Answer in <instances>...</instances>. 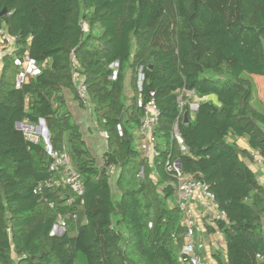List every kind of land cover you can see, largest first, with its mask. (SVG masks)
Listing matches in <instances>:
<instances>
[{
	"label": "trees",
	"instance_id": "1",
	"mask_svg": "<svg viewBox=\"0 0 264 264\" xmlns=\"http://www.w3.org/2000/svg\"><path fill=\"white\" fill-rule=\"evenodd\" d=\"M2 27L16 48L0 63V264H180L174 160L226 213L218 264H264V186L248 164L253 153L264 162L253 81L264 91V0H0ZM25 53L41 70L16 88L14 60ZM140 75L142 96L159 112L152 164L140 148ZM181 89L215 102L200 100L191 117L177 102ZM85 102L107 134L100 155L73 119ZM40 119L52 150L65 151L79 173L82 195L45 184L58 176L51 157L16 127ZM59 215L66 228L51 235Z\"/></svg>",
	"mask_w": 264,
	"mask_h": 264
},
{
	"label": "built area",
	"instance_id": "2",
	"mask_svg": "<svg viewBox=\"0 0 264 264\" xmlns=\"http://www.w3.org/2000/svg\"><path fill=\"white\" fill-rule=\"evenodd\" d=\"M15 48V38L10 36L4 27L0 28V60L5 54L12 53ZM14 63L19 67V71L15 76L14 82L16 88L25 83L29 77L39 74L41 70L37 62L27 53H25L22 57L15 58ZM112 66L113 68H116L117 64ZM141 82L142 75L138 78L139 94L136 99L137 106L142 110V116L138 129L140 136V148L144 156L152 164L154 157L157 155L155 148L156 137L154 135V127L158 121L159 112L152 98L145 100L142 96L140 89ZM81 89L84 91L82 85ZM177 93V102L180 109H183V106L188 104L190 116L192 117L198 108L199 102H193L191 100V97L196 96L194 91L181 89L178 90ZM199 100L201 99L199 98ZM21 125H25L26 127H39V123L37 125H32L22 122L20 123L21 130ZM100 133L104 139L107 138L106 133ZM173 135L178 142L180 150L184 153L187 152V146L184 144L183 139L179 134L177 123L173 126ZM25 137L26 139L34 142L41 140L44 144L45 151L51 157L49 169L58 176L56 178L49 179L45 184L68 187L77 196L82 195L84 192L83 182L79 173L73 167L67 153L65 151L52 150L49 139L48 142L46 141L44 130L42 133L43 140L38 136L30 138L25 135ZM252 162L257 165L264 166L262 157L257 153H253ZM168 170L173 177L174 187L177 193L175 201L180 212V225L184 229L179 243L176 236L172 234L176 245L177 261L180 264H213L211 250H209L208 242L205 241L204 236L209 238L214 235H219L225 240V236L220 230L218 224L219 222H228L226 213L220 208L214 198V194L202 180L188 177L182 173L179 160L172 161ZM116 171L117 169L114 165L110 164L107 166V174L110 177L114 176ZM42 186L43 184L40 183L38 185V190H40ZM67 202L70 203V199H68ZM65 228V217L59 215L57 221L51 228L50 234H62ZM224 247L226 252V240ZM257 257L260 259L262 258L260 255H257Z\"/></svg>",
	"mask_w": 264,
	"mask_h": 264
},
{
	"label": "rangeland",
	"instance_id": "3",
	"mask_svg": "<svg viewBox=\"0 0 264 264\" xmlns=\"http://www.w3.org/2000/svg\"><path fill=\"white\" fill-rule=\"evenodd\" d=\"M75 81H76V85H77L80 96L84 98L85 94H84V91L81 89L80 77L76 75ZM253 81H254V97L256 99L254 100V106H256L258 110L264 112V105H262L258 101L260 98L261 99L264 98V91H263L261 79L256 76H253ZM191 100L193 102L200 101L199 98L196 96L191 97ZM205 100H211L210 96H208ZM73 119L74 121L80 123V127L84 133V137L86 139V144L88 148L95 155H100L105 148V139L101 136L100 131H98L92 119L90 105L87 102H85V107L83 109L75 110ZM21 128L27 137L35 138L38 136L43 140V137H42L43 131L40 127H29V126L26 127L25 125H21ZM115 177H116V174L110 177V184H111L112 189L114 188ZM169 205H172V203L169 202Z\"/></svg>",
	"mask_w": 264,
	"mask_h": 264
},
{
	"label": "crops",
	"instance_id": "4",
	"mask_svg": "<svg viewBox=\"0 0 264 264\" xmlns=\"http://www.w3.org/2000/svg\"><path fill=\"white\" fill-rule=\"evenodd\" d=\"M1 63V60H0ZM210 96L211 101L215 102V97L213 95H208ZM208 96H205L203 98H207ZM212 97V98H211ZM203 98H200L201 100H205ZM238 144L240 146H242L243 148H249L246 139L244 138H240L238 139ZM248 164L250 166V168L254 171V173L256 174V177L258 179V181L264 186V166L261 165H257L255 163H253L252 161H248ZM204 239L206 242H208V248L209 250H211V258L213 260V264H218L217 260H216V255H220L221 258H226V252H225V240L222 236H211V237H207L204 236ZM220 246V247H217Z\"/></svg>",
	"mask_w": 264,
	"mask_h": 264
},
{
	"label": "water",
	"instance_id": "5",
	"mask_svg": "<svg viewBox=\"0 0 264 264\" xmlns=\"http://www.w3.org/2000/svg\"><path fill=\"white\" fill-rule=\"evenodd\" d=\"M4 11H5V9L3 8L2 13H4ZM183 117H184V121H187V119H188V114H187V112H184ZM16 127H17L18 129H20V123H19V122L16 123ZM39 127H40V128H43V130H44V136H45V138H46V141L48 142V139H49V133H48V130H47L45 124H44L43 119H40V120H39Z\"/></svg>",
	"mask_w": 264,
	"mask_h": 264
},
{
	"label": "bare ground",
	"instance_id": "6",
	"mask_svg": "<svg viewBox=\"0 0 264 264\" xmlns=\"http://www.w3.org/2000/svg\"><path fill=\"white\" fill-rule=\"evenodd\" d=\"M42 131H43V129H42Z\"/></svg>",
	"mask_w": 264,
	"mask_h": 264
}]
</instances>
